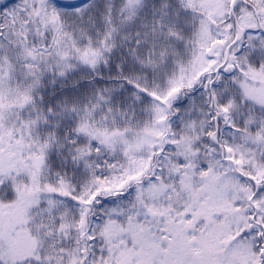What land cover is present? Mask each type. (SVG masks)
<instances>
[{
  "label": "snow or ice",
  "instance_id": "1",
  "mask_svg": "<svg viewBox=\"0 0 264 264\" xmlns=\"http://www.w3.org/2000/svg\"><path fill=\"white\" fill-rule=\"evenodd\" d=\"M0 264H264V0H0Z\"/></svg>",
  "mask_w": 264,
  "mask_h": 264
}]
</instances>
